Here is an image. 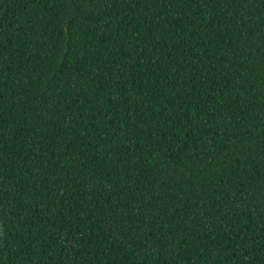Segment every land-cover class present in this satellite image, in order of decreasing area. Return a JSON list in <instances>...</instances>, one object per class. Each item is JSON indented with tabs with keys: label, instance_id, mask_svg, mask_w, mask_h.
<instances>
[{
	"label": "trees",
	"instance_id": "trees-1",
	"mask_svg": "<svg viewBox=\"0 0 264 264\" xmlns=\"http://www.w3.org/2000/svg\"><path fill=\"white\" fill-rule=\"evenodd\" d=\"M0 264H264V0H0Z\"/></svg>",
	"mask_w": 264,
	"mask_h": 264
}]
</instances>
